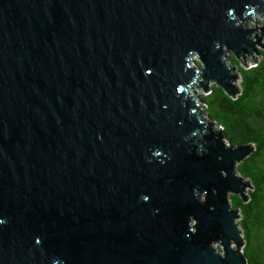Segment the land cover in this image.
Returning a JSON list of instances; mask_svg holds the SVG:
<instances>
[{
  "label": "water",
  "instance_id": "obj_1",
  "mask_svg": "<svg viewBox=\"0 0 264 264\" xmlns=\"http://www.w3.org/2000/svg\"><path fill=\"white\" fill-rule=\"evenodd\" d=\"M263 34L264 0H0V264H246L252 145L189 89Z\"/></svg>",
  "mask_w": 264,
  "mask_h": 264
},
{
  "label": "trees",
  "instance_id": "obj_2",
  "mask_svg": "<svg viewBox=\"0 0 264 264\" xmlns=\"http://www.w3.org/2000/svg\"><path fill=\"white\" fill-rule=\"evenodd\" d=\"M258 51L257 62L239 67L238 91L229 94L215 83L202 95L205 116L221 128L225 141L252 145L235 164L237 175L249 182L246 201L238 195L228 196L230 208L237 209L246 264H264V50ZM231 59L230 64L239 62L234 55Z\"/></svg>",
  "mask_w": 264,
  "mask_h": 264
},
{
  "label": "rangeland",
  "instance_id": "obj_3",
  "mask_svg": "<svg viewBox=\"0 0 264 264\" xmlns=\"http://www.w3.org/2000/svg\"><path fill=\"white\" fill-rule=\"evenodd\" d=\"M260 41L264 43V34L260 37ZM254 45H255V47L257 49H261V46H259L257 43H254ZM222 48L224 49V53L226 54V56H228V59H227L226 62L227 63H231L232 62L231 57L233 55L232 51L224 48V45H222ZM252 57L255 58V61L251 60ZM259 57H260V53H257L256 51H251V52L247 53L244 57L241 58L242 61L236 63L235 68H234L235 76H234V79L231 82L235 86V88H237V91L239 89V73H238L239 67L252 66L255 62H257ZM199 62H200L199 57L196 54H192V59H191V62H190L191 65L199 64ZM215 83L216 82L214 80L209 79V80L205 81L207 89L203 90L201 86H199V85H197L195 83V84H193L192 88L189 89V90H190L191 93H193V91H195L196 93H198L199 95L202 96L203 94H205V93H207L209 91V85L215 84ZM195 104L197 105V110L201 114V117L205 118L206 116H205V112L203 111L204 103H203L202 98L195 99ZM211 126H213V127L217 126V128H220L214 122H211ZM234 173H236V172L234 171ZM236 175H237V173H236ZM242 180L247 185L246 187H244V190H243V192L246 194V191L249 189V182H247L244 179H242ZM235 221H237V218L235 219Z\"/></svg>",
  "mask_w": 264,
  "mask_h": 264
},
{
  "label": "clouds",
  "instance_id": "obj_4",
  "mask_svg": "<svg viewBox=\"0 0 264 264\" xmlns=\"http://www.w3.org/2000/svg\"><path fill=\"white\" fill-rule=\"evenodd\" d=\"M141 199L144 200V201H147L148 197L147 196H141Z\"/></svg>",
  "mask_w": 264,
  "mask_h": 264
},
{
  "label": "bare ground",
  "instance_id": "obj_5",
  "mask_svg": "<svg viewBox=\"0 0 264 264\" xmlns=\"http://www.w3.org/2000/svg\"><path fill=\"white\" fill-rule=\"evenodd\" d=\"M191 59H192V55H191V57H190V59H189L190 62H191Z\"/></svg>",
  "mask_w": 264,
  "mask_h": 264
}]
</instances>
